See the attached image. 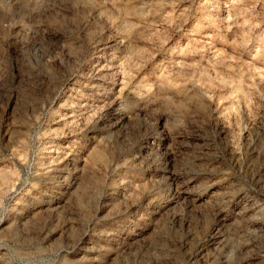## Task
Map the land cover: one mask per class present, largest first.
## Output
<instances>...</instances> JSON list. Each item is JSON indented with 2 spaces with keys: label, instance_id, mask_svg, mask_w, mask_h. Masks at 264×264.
<instances>
[{
  "label": "rangeland",
  "instance_id": "rangeland-1",
  "mask_svg": "<svg viewBox=\"0 0 264 264\" xmlns=\"http://www.w3.org/2000/svg\"><path fill=\"white\" fill-rule=\"evenodd\" d=\"M0 264H264V0H0Z\"/></svg>",
  "mask_w": 264,
  "mask_h": 264
}]
</instances>
